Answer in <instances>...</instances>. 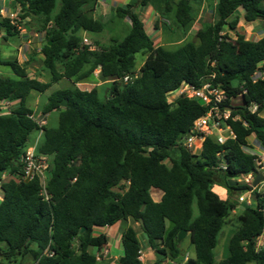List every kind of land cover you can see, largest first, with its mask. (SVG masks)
Returning <instances> with one entry per match:
<instances>
[{
    "label": "trees",
    "instance_id": "16d2710c",
    "mask_svg": "<svg viewBox=\"0 0 264 264\" xmlns=\"http://www.w3.org/2000/svg\"><path fill=\"white\" fill-rule=\"evenodd\" d=\"M204 2L134 0L117 6L116 17L128 20L129 31L91 49L83 33L107 29L95 17L99 0H15L25 12L22 21L35 17L45 31L41 53L51 82L30 79L17 60L3 62L16 77H0V101L20 106L0 114V264H100L97 252L109 239L94 236L95 231L129 220L138 227L131 225L121 235L124 255L116 264H144L139 233L161 261H177L183 253L177 240L181 230L195 251L186 264H264V247L257 243L264 235V184L254 188L239 181L259 174V153L250 139L264 151V37L245 41L236 32L233 40L226 31L239 27L238 11L247 23H264V0H210L214 21L198 30L197 43L187 41L173 50L155 44L137 10L154 5L166 16L175 6L174 26L186 29ZM2 31L6 40L21 33L6 17L0 19ZM138 55L148 57L141 67ZM96 70L111 81L106 99L97 87L57 90L49 95L42 118H34L28 105L33 92L43 93L62 79L74 85L93 80ZM136 72L133 82H122ZM207 80L228 95V124L235 137L223 145L208 137L197 154L182 143L207 108L186 97L168 99L183 83L199 87ZM238 97L242 105L233 106ZM55 111L56 128L40 124ZM41 131L37 151L50 158L47 197L40 179L15 177L22 173L30 136ZM4 173L10 177L3 181ZM217 179L228 190L225 200L214 191ZM152 190L163 193L160 201ZM244 193H251L252 202L242 204L226 254L218 261L220 235L239 206L233 197Z\"/></svg>",
    "mask_w": 264,
    "mask_h": 264
},
{
    "label": "crops",
    "instance_id": "0c3cea01",
    "mask_svg": "<svg viewBox=\"0 0 264 264\" xmlns=\"http://www.w3.org/2000/svg\"><path fill=\"white\" fill-rule=\"evenodd\" d=\"M133 1L134 0H99L98 8H97V10L95 12V17L100 19L103 23H107V20L102 19L103 16L106 15V13H108V12L111 13L113 8H115L117 6H124V5L126 6L129 3H132ZM176 1H179V0H175V2ZM202 9H205L207 11L209 10L210 13L207 12V14L212 15L213 16V20L207 22L202 17H200L199 23L194 24V25H192L190 27L189 34L194 35V37H195L194 43L198 42L197 39H196V35H197L198 30L201 29L202 25H204L205 23L213 22L214 19H215L213 8H211V10H210L206 6L205 2L203 4V6H202ZM137 10L141 14L143 20L146 23H147V20H149L152 23L154 22L153 26H151V27L156 31L155 34H157L159 31L163 30V20H166V21H170L171 20V21H173L174 18H175V14H176V7L175 6L173 7V11L168 13L166 16L161 15V13L159 12L158 8H156L154 5H150L149 7L147 6L145 8H138ZM202 12H204V10H202ZM13 13H19L20 15L25 14V12H23L21 10V6L19 4H17V3H15V0H0V19L3 18V17L7 18ZM207 14H205V15H207ZM100 15H101V17H100ZM239 15H241V21H240V24H239L238 28L246 26L248 29H251L252 35H254L255 38H256L253 41L259 40V39L264 37V23L261 20H257V21H255L253 23H247L245 21L244 17H243V12H240ZM31 18L32 17L29 16V17L25 18L23 21H29L30 22ZM127 22H128V20H124V23H127ZM146 23H145V25L147 27ZM151 27L149 26V28H151ZM39 28H41V27H39ZM194 28L196 30V33L193 34V29ZM176 31L178 32V30H176ZM32 32L36 35V37H39L40 34L42 35V38L39 39L40 42H41V40H44L45 34L44 33H38L36 31V29L34 31L33 29L30 28L29 24H28V26L26 28H23L21 26V33H20V35H18L19 41H17V42H13V38L17 37V36L11 37L8 40H6L5 39V36H6L5 31L0 32V67L11 69L9 66H5L3 62L17 60L19 62V64H21L22 66H24L26 68L27 75H28V77L30 79H37V80H39L41 82L49 83V82H51L50 81L51 79L48 80V81L42 80L40 75H39V72H42V73L46 74V71H44V69H43L44 66H41L40 68L38 66H36L37 67L36 69L31 67V65H32L31 61L35 57L34 53L37 55V57L39 59H41L42 65L44 63V57H43V55L41 53L42 43H40V42L39 43L38 42L35 43L36 41H34L31 38ZM88 34L89 33H83L84 38H86L85 36H87ZM168 42H170L169 43L170 48L171 47H175L174 46L175 45L174 41L170 40ZM158 46H163V45L161 44V45H158ZM177 47H180V46H177ZM11 72L14 75L13 78H15L16 75L14 74L12 69H11ZM95 72L99 73L98 70H96ZM0 77L12 78V77H8V76L7 77L3 76V72H2L1 69H0ZM62 80H67L68 82L73 84V81H71V80H68V79H62ZM59 82H61V80ZM66 88H70V87L64 86V87L60 88L59 90L66 89ZM49 95H51V94H49ZM49 95H48V97H49ZM28 105H29V101H28ZM19 106H20V102L19 101H13V102H7V103H2L0 101V108H1L0 114L8 115L10 112L16 110ZM42 113H43V111H42ZM42 113L36 114V112H35L34 113V118H36V119L42 118ZM54 114H58V116H59V112H57V111H55L53 113H50V114H47V115H45L43 117L44 119L41 121V125H47L49 127L48 119H50L52 117V115H54ZM214 191L220 197V199H222V200L227 199V189H224L223 187H218V188L214 187ZM151 193H152V196L156 195V197H153L155 201H160L161 200V197L163 195V193L161 191L152 190ZM123 223H125V230H126L127 227L133 225L131 220L123 221V222H120L118 224H123ZM114 226H116V225H114ZM110 228L111 227H107V228H104V229H98V230L95 231V234H94V236H99L101 234H105L108 237V239H109L108 240V245L105 248V249L108 250V254L105 256V258L102 259V261H98L100 264H116L117 261L119 260V258H121L124 255V251H123L122 244H121V235H123V234H121L119 236L116 234L118 237L116 235L113 236L114 242L116 243L117 247H119L121 245L120 246L121 247V251L119 252V255H114L112 253L111 247H110L112 238L108 235L109 234L108 230ZM142 234L143 233H139V236H138L139 240L141 239ZM187 238L183 239L182 242H181V246H182V249H183V253L181 255V258H179L175 262H172L171 264H186V262L188 261L189 258H194L195 257V251H194V255H192L190 253V248H192V247H190V244H189V241H188ZM141 245H142V252H143V255H144V257L142 259V262L144 264H169V260L168 259H165V260L161 261V257L159 256V254L148 246L147 238L145 240H143ZM98 253L99 252H97V254ZM220 260H218V261H220Z\"/></svg>",
    "mask_w": 264,
    "mask_h": 264
},
{
    "label": "rangeland",
    "instance_id": "374dc122",
    "mask_svg": "<svg viewBox=\"0 0 264 264\" xmlns=\"http://www.w3.org/2000/svg\"><path fill=\"white\" fill-rule=\"evenodd\" d=\"M209 1L210 0H208V2ZM208 2H206V6L211 10L212 3H208ZM202 10H204V12H202ZM207 12H209V10L207 11V10L201 8L199 11V15L197 17V20L194 21L191 25H189V27L186 29H181L179 27L178 28L175 27L174 22L171 20L170 21L163 20V30L159 31L157 34H155L156 31L151 27V26H153L154 22L152 23L149 20H147V23H146L147 24V27H146L147 33L149 36L152 37V39L154 40V42L157 46L162 44L163 47L169 48L170 50L179 48L177 46H181L183 43H185L187 41H190V40L195 41L194 35L189 34V30H190V27L192 25L199 23L200 17H202L207 22L213 20V16L210 14H207ZM240 12L241 11H238V14ZM205 14H207V15H205ZM100 17H101V15H100ZM102 19L107 20L106 31H104L102 34H100V33L99 34H92L91 33V34H88L87 36H85L86 39H88L89 41H91L93 43L95 48H98V45H97L98 43H99L100 47H106V46L113 43V42H111L112 38H115V39L123 38L126 35V33L129 31V28H130L128 22L124 23V20L116 17L114 8L112 9L111 13H109V12L106 13V15L103 16ZM40 23L41 22L39 19L32 17L30 22L29 21H22L21 26L23 28H26L29 24L30 28L33 29L34 31L36 29V31L38 33H44L45 34V31L42 30L41 28H39V27H41ZM149 26L151 28H149ZM175 29L178 30V32ZM226 31L229 33V35L232 37L233 40L237 38V36L235 34L236 32L242 34L245 41H253L256 39L255 36L252 35L251 29H248L246 26L240 27V28L237 27L236 31H228V29H226ZM194 33H196L195 28L193 29V34ZM31 38L34 41H36L35 43H37V42L39 43L40 42L39 39L42 38V35L40 34L39 37H36V35L32 32ZM170 40L175 42V45H174L175 47L170 48V45H169L170 42H168ZM17 41H19L18 36L13 38V42H17ZM44 42H46L45 38H44V40H41L40 43H42V45H43ZM239 48L242 51V50H244L245 46L239 44ZM34 56H35L34 59L31 61V63H32L31 67L36 69L37 68L36 66H38L39 68L41 66H45L44 63L42 65L41 59H39L35 53H34ZM137 57H138L137 59H138V66L139 67H141L148 58L144 55H138ZM0 69L3 72V76H5V77L8 76V77H12V78L14 77V75L11 72V69L4 68V67H0ZM43 69H44V67H43ZM44 71H46V74L39 72L41 79L46 80V81L50 80L51 74L45 69H44ZM64 86H68L70 88L78 87L81 90H85V91H90L93 88L97 87L100 90V92H99L100 97L104 100L107 98L108 92L110 91L111 81L110 80H103L100 77L98 72H95V77L93 80L82 82V83H79L77 85H74V83L71 84L67 80H61V82H57V83L52 84L51 87L46 92H43V93L34 92V93H32L30 98H29L30 108H32L36 112V114L42 113L43 107L48 101V95L51 94L52 92L56 91V90H59L60 88H62ZM232 105L233 106H238V105L241 106L242 105L241 99L239 97L233 99ZM263 116H264V114H263ZM48 121H49V127L50 128H56L58 126V114L52 115V117L50 119H48ZM40 135H42L41 132H34L32 134V136H30V143H31L30 146H32V144H34L35 140H37L38 136H40ZM250 142L254 145L255 150L258 151V153H260L259 154L261 156L260 159L263 160V162H264V151H260L257 149L258 145L255 144L254 139L251 138ZM200 152L201 151L198 150L197 154H200ZM169 163L170 162L167 161V164H169ZM244 179L245 178H241L239 181L240 182L245 181ZM232 182H234V181H232ZM232 184H234V183H232ZM222 185H223L222 180L217 179V185L215 187H217V188L222 187ZM224 189H226V188H224ZM152 197H156V195H154ZM240 197H244L245 202H241L239 200ZM227 198H228V190H227ZM233 200H235V202H238L239 206L235 211L231 212V214L229 216V222L224 227V229L220 235V239L218 241V246L215 250L217 260L222 259L223 256L226 254V250H227V246H228V240H230V233L232 230L235 229V226H236L235 219L237 218V216H239L241 214L242 204L248 203V201H250V203L252 202L251 193L240 194L238 197H235V195H234ZM132 224L135 227H138V223H134L132 221ZM124 230H125V223L117 224L116 226H113L108 230V233H109L108 235L112 238L110 247H111V251L114 255H119V252L121 251V247H120L121 245L119 247H117L116 243L114 242L113 236L116 234L118 236L123 234ZM145 236H146L145 234H142V237L140 239L141 243L143 242V240L146 239ZM257 243H258L259 248L264 247V235L259 239V241ZM190 253L192 255H194V249L193 248H190Z\"/></svg>",
    "mask_w": 264,
    "mask_h": 264
},
{
    "label": "built area",
    "instance_id": "2783aa9c",
    "mask_svg": "<svg viewBox=\"0 0 264 264\" xmlns=\"http://www.w3.org/2000/svg\"><path fill=\"white\" fill-rule=\"evenodd\" d=\"M13 25H16L21 29L22 19L19 13H13L7 17ZM84 44L94 49V45L88 39H84ZM261 76L264 77V72ZM138 73L126 75L122 82L124 84H129L137 79ZM214 75H212V78ZM179 97H186L199 102L201 105L207 108V112L204 116L194 121L192 134L187 136L182 143L183 146L189 149L190 152L197 153L198 150H202V146L208 137H213L219 144H225L230 138L235 137L228 121L231 118V108L226 104L228 95L220 87L212 83L211 80L205 81L201 86L197 87L191 83H183L178 90L174 92L172 97L168 100L169 102H174ZM256 110V107L254 108ZM41 124V122H40ZM41 133H43L41 131ZM35 140L34 144L30 146L21 159L23 163V169L21 174H17L15 177L17 179H22L23 181H33L35 179L41 180L42 194L47 197L46 187L47 184V174L50 168V158L45 154H40L37 151V145L39 138ZM260 154V153H259ZM259 159L257 163L259 165V174L264 176V162ZM258 174L251 173L245 177V182L253 184L256 176ZM9 173H4L2 176L3 181L6 180ZM261 184H264V180ZM4 199V192L1 187L0 182V202ZM241 202H245L244 197H240ZM250 203V201H248ZM106 248V247H105ZM103 249L96 256L97 261H102L103 258L108 254L107 249ZM141 254V261L144 257L143 252Z\"/></svg>",
    "mask_w": 264,
    "mask_h": 264
},
{
    "label": "water",
    "instance_id": "95a60500",
    "mask_svg": "<svg viewBox=\"0 0 264 264\" xmlns=\"http://www.w3.org/2000/svg\"><path fill=\"white\" fill-rule=\"evenodd\" d=\"M62 106H67V101H62ZM232 110V109H231ZM264 180V176L262 174H258L253 182V187L256 188L258 185H260ZM141 224L144 225L143 220H141ZM188 237V233L186 230H181L179 233V236L177 237L178 242L180 243L183 239H186Z\"/></svg>",
    "mask_w": 264,
    "mask_h": 264
}]
</instances>
